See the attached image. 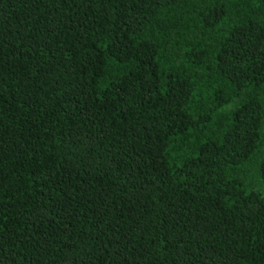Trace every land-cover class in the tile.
<instances>
[{
	"label": "trees",
	"instance_id": "16d2710c",
	"mask_svg": "<svg viewBox=\"0 0 264 264\" xmlns=\"http://www.w3.org/2000/svg\"><path fill=\"white\" fill-rule=\"evenodd\" d=\"M0 264H264V0H0Z\"/></svg>",
	"mask_w": 264,
	"mask_h": 264
}]
</instances>
